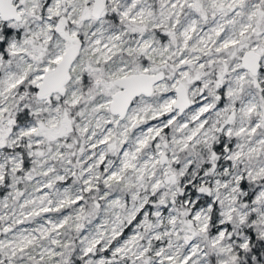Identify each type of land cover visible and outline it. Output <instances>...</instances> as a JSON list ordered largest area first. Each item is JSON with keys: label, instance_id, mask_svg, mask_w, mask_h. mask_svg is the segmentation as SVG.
Wrapping results in <instances>:
<instances>
[{"label": "snow or ice", "instance_id": "1", "mask_svg": "<svg viewBox=\"0 0 264 264\" xmlns=\"http://www.w3.org/2000/svg\"><path fill=\"white\" fill-rule=\"evenodd\" d=\"M0 264H264V0H0Z\"/></svg>", "mask_w": 264, "mask_h": 264}]
</instances>
